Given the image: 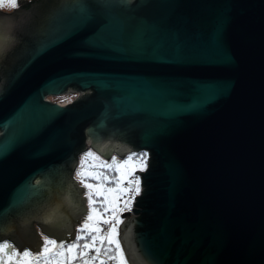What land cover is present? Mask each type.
Instances as JSON below:
<instances>
[{
  "label": "water",
  "instance_id": "water-1",
  "mask_svg": "<svg viewBox=\"0 0 264 264\" xmlns=\"http://www.w3.org/2000/svg\"><path fill=\"white\" fill-rule=\"evenodd\" d=\"M19 4L0 11V241L71 242L78 154L145 150L132 264H264V0Z\"/></svg>",
  "mask_w": 264,
  "mask_h": 264
},
{
  "label": "snow or ice",
  "instance_id": "snow-or-ice-1",
  "mask_svg": "<svg viewBox=\"0 0 264 264\" xmlns=\"http://www.w3.org/2000/svg\"><path fill=\"white\" fill-rule=\"evenodd\" d=\"M18 7L19 0H0V10ZM110 159L111 163L87 150L79 161L74 175L86 190L87 211L71 242L43 235L41 247L33 251L0 241V264H132L120 239V225L124 223L121 216L132 210L135 196L140 193L135 172L146 170L147 153H131L123 160L115 156ZM107 184L116 187H106ZM100 197L103 199H96ZM105 213L110 215L105 218Z\"/></svg>",
  "mask_w": 264,
  "mask_h": 264
},
{
  "label": "flooded vegetation",
  "instance_id": "flooded-vegetation-1",
  "mask_svg": "<svg viewBox=\"0 0 264 264\" xmlns=\"http://www.w3.org/2000/svg\"><path fill=\"white\" fill-rule=\"evenodd\" d=\"M22 0H20V2H21ZM27 1H31V0H27ZM21 4H19V6H20ZM7 9H9V8H7ZM18 9V8H17ZM0 11H2V12H5V13H11V12H13L14 11V9H10V11H8V10H6V8L5 9H3V10H0ZM16 16H18V14H16ZM73 98L74 97V95H72V94H70L69 92H66V93H63V94H61V95H57V96H46V98H49V101L50 102H54V103H56V102H59V101H61V100H64V99H67V100H69V98ZM79 222H80V224L83 222V220H79ZM80 226L81 225H79V224H76V234H77V231H78V229L80 228ZM41 229L38 227V231H40ZM40 234H41V237L43 236V235H45V234H43L41 231H40ZM2 241H8V242H11L10 240H2ZM12 243V242H11ZM16 248L18 249V247L16 246ZM25 248H28L27 246H24L23 248H22V250L23 249H25Z\"/></svg>",
  "mask_w": 264,
  "mask_h": 264
},
{
  "label": "rangeland",
  "instance_id": "rangeland-1",
  "mask_svg": "<svg viewBox=\"0 0 264 264\" xmlns=\"http://www.w3.org/2000/svg\"><path fill=\"white\" fill-rule=\"evenodd\" d=\"M87 150H92L93 152H95L92 148H88ZM87 150H85V151H82L81 153H79L78 154V163H77V165H76V167H75V169H74V172H73V178H74V180L77 182V185L78 186H80V184L78 183V181L76 180V178H75V175H74V173H75V170L77 169V167H78V164H79V161H80V159H81V157L83 156V154L87 151ZM97 154V153H96ZM130 154V153H129ZM128 154V155H129ZM98 155V154H97ZM112 156H115V157H117L118 159H120V160H123L125 157H120V156H118L116 153L115 154H113ZM127 156V155H126ZM147 160H148V156H147ZM109 163H111V159H109V160H107ZM137 171H140V170H137ZM135 176H137V177H139V175L137 174V173H135ZM139 180H140V183H141V179H140V177H139ZM91 182V181H90ZM106 187H116V185L115 184H112V185H105ZM86 191V190H85ZM109 196H112V195H115L114 193L113 194H108ZM83 196L86 198V196L84 195V192H83ZM123 198H126V196L125 197H122V199ZM96 199H98V200H101V199H103L102 197H100V198H96ZM84 204L86 205L87 204V198H86V201L84 202ZM97 207H100V205L99 204H97ZM101 211H102V208H101ZM107 214V216L108 215H110V213H106ZM133 216H136L137 214H132ZM105 218H107V217H105Z\"/></svg>",
  "mask_w": 264,
  "mask_h": 264
},
{
  "label": "built area",
  "instance_id": "built-area-1",
  "mask_svg": "<svg viewBox=\"0 0 264 264\" xmlns=\"http://www.w3.org/2000/svg\"><path fill=\"white\" fill-rule=\"evenodd\" d=\"M72 95H74V97H73V99H74V98H76V97L78 96V92L73 93ZM148 161H149V159L147 160V163H148ZM125 186H126V184H125ZM142 189H143V188H142ZM140 191H141V183H140ZM139 194H140V193H139ZM136 196H139V195H136ZM136 196H135V197H136ZM134 202H136V199H134ZM133 208H135V206H132V209H133ZM124 212H127V211H124ZM129 212H132V210L129 211ZM104 215H105V217H107V214H106V213H105ZM101 227L104 228V229H106L107 226L101 224Z\"/></svg>",
  "mask_w": 264,
  "mask_h": 264
},
{
  "label": "trees",
  "instance_id": "trees-1",
  "mask_svg": "<svg viewBox=\"0 0 264 264\" xmlns=\"http://www.w3.org/2000/svg\"><path fill=\"white\" fill-rule=\"evenodd\" d=\"M131 153H147V156L149 157V154H148V152L147 151H145V150H139V151H136V152H131ZM130 153V154H131ZM107 185H112V184H107Z\"/></svg>",
  "mask_w": 264,
  "mask_h": 264
}]
</instances>
